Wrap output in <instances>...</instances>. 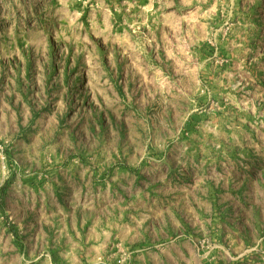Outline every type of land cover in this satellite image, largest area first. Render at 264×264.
Instances as JSON below:
<instances>
[{
	"label": "rangeland",
	"instance_id": "rangeland-1",
	"mask_svg": "<svg viewBox=\"0 0 264 264\" xmlns=\"http://www.w3.org/2000/svg\"><path fill=\"white\" fill-rule=\"evenodd\" d=\"M0 264H264V0H0Z\"/></svg>",
	"mask_w": 264,
	"mask_h": 264
},
{
	"label": "trees",
	"instance_id": "trees-1",
	"mask_svg": "<svg viewBox=\"0 0 264 264\" xmlns=\"http://www.w3.org/2000/svg\"><path fill=\"white\" fill-rule=\"evenodd\" d=\"M3 196V195H2Z\"/></svg>",
	"mask_w": 264,
	"mask_h": 264
}]
</instances>
